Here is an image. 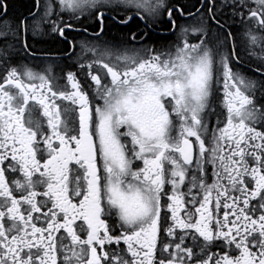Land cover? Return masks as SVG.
<instances>
[{
    "label": "snow or ice",
    "instance_id": "1",
    "mask_svg": "<svg viewBox=\"0 0 264 264\" xmlns=\"http://www.w3.org/2000/svg\"><path fill=\"white\" fill-rule=\"evenodd\" d=\"M7 9L0 0V264H264V0ZM134 19L147 30L103 40L106 21ZM165 19L174 42L124 47ZM93 24L94 43L65 35ZM53 34L77 71L24 62L38 58L29 35Z\"/></svg>",
    "mask_w": 264,
    "mask_h": 264
},
{
    "label": "flooded vegetation",
    "instance_id": "2",
    "mask_svg": "<svg viewBox=\"0 0 264 264\" xmlns=\"http://www.w3.org/2000/svg\"><path fill=\"white\" fill-rule=\"evenodd\" d=\"M43 2V0H41ZM200 0H191V4L199 5ZM4 3L8 5V19L11 20L14 17H23L28 15L30 11H36L35 9V0H4ZM192 11L195 12V7L192 8ZM0 16H3V12H0ZM55 19V17H53ZM65 20L69 19V16H64ZM230 22V21H229ZM105 34L103 36L104 41L109 43L120 44L121 38L128 36L133 31L147 30L145 29L144 23L139 19H134L128 26H115L112 25L109 21H106ZM185 24L195 23L191 18L183 21ZM123 28H126L127 33L123 34ZM96 30L95 25L93 24L88 29V34L77 33V32H68L66 31L65 35L69 40H74L79 43L81 40L86 42H95L94 37L90 35ZM233 34H238L237 29H233ZM179 35L177 32L175 35L170 30V26L165 19L159 26H153L149 30V36L145 41L140 43L132 44L129 42L124 47L128 48L129 51L133 48L140 49L141 44L151 45L156 49H162L163 46L168 45L176 40V36ZM28 43L30 45L31 51L37 53L35 59H26L24 62L30 63L34 66L36 71H41L45 66L51 65L52 71L56 77L64 75L67 71H77L74 66V61L66 60L63 57V53L67 49V41L62 40L55 34L51 36L36 37L35 39L29 35L27 37ZM189 42H196L192 37H189ZM79 51V48L76 50ZM23 59V58H22ZM78 76H82L83 73L78 72Z\"/></svg>",
    "mask_w": 264,
    "mask_h": 264
},
{
    "label": "trees",
    "instance_id": "3",
    "mask_svg": "<svg viewBox=\"0 0 264 264\" xmlns=\"http://www.w3.org/2000/svg\"><path fill=\"white\" fill-rule=\"evenodd\" d=\"M127 29L126 28H123V34H125V32L127 33Z\"/></svg>",
    "mask_w": 264,
    "mask_h": 264
}]
</instances>
